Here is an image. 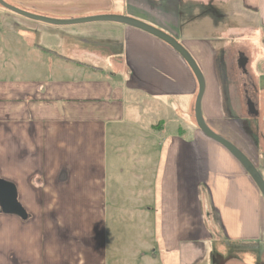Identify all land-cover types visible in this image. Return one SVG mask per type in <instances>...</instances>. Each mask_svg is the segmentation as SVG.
<instances>
[{
	"label": "crops",
	"instance_id": "1",
	"mask_svg": "<svg viewBox=\"0 0 264 264\" xmlns=\"http://www.w3.org/2000/svg\"><path fill=\"white\" fill-rule=\"evenodd\" d=\"M4 1L173 37L205 124L264 176V0ZM197 93L149 33L0 7V181L23 211L0 190V264H264V199L198 129Z\"/></svg>",
	"mask_w": 264,
	"mask_h": 264
},
{
	"label": "water",
	"instance_id": "2",
	"mask_svg": "<svg viewBox=\"0 0 264 264\" xmlns=\"http://www.w3.org/2000/svg\"><path fill=\"white\" fill-rule=\"evenodd\" d=\"M0 7L8 11H11L15 14H18L20 16H23L25 18L47 24H53V25H71V24L89 23V22H114V23L124 24L142 30L146 33H149L150 35H153L154 37L167 43L183 58V60L191 69L192 73L194 74L197 80L198 93L195 101V119L198 129L203 133L204 136L224 147L240 163V165L243 167V169L252 179V181L254 182L261 196L264 199V179L257 170V168L236 146H234L232 143L225 140L224 138L220 137L219 135L215 134L205 124L201 113V99L204 92L203 76L194 59L184 49V47L181 44H179L173 37L167 35L166 33L146 23H143L139 20L129 17L116 16V15H102V16L87 17V18L75 19V20H57V19H52L49 17L39 16L33 13L26 12L22 9L9 5L4 0H0ZM0 190L2 192V195H4L2 201L3 211L6 213H15L21 215L23 211L15 200L13 186L0 181Z\"/></svg>",
	"mask_w": 264,
	"mask_h": 264
},
{
	"label": "rangeland",
	"instance_id": "3",
	"mask_svg": "<svg viewBox=\"0 0 264 264\" xmlns=\"http://www.w3.org/2000/svg\"><path fill=\"white\" fill-rule=\"evenodd\" d=\"M237 78H238V76H237ZM147 119V118H146ZM147 121L151 124V120H149V119H147ZM154 124H155V122H153ZM253 142L255 143V140L253 139ZM263 145V149H264V142L262 141V143H261V146ZM262 148V147H261ZM261 173H262V171H261ZM116 174V173H115ZM262 175H263V173H262Z\"/></svg>",
	"mask_w": 264,
	"mask_h": 264
},
{
	"label": "trees",
	"instance_id": "4",
	"mask_svg": "<svg viewBox=\"0 0 264 264\" xmlns=\"http://www.w3.org/2000/svg\"><path fill=\"white\" fill-rule=\"evenodd\" d=\"M90 68H93V69H94V67H91V66H90ZM262 177H263V179H264V176H263V175H262Z\"/></svg>",
	"mask_w": 264,
	"mask_h": 264
}]
</instances>
